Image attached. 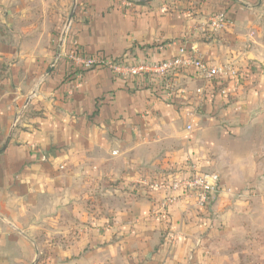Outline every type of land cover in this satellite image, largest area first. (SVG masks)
<instances>
[{"label":"crops","instance_id":"0c3cea01","mask_svg":"<svg viewBox=\"0 0 264 264\" xmlns=\"http://www.w3.org/2000/svg\"><path fill=\"white\" fill-rule=\"evenodd\" d=\"M122 1L0 0V264H264V0ZM181 45L238 75L168 99L68 57ZM194 171L219 177L204 207L144 183Z\"/></svg>","mask_w":264,"mask_h":264},{"label":"built area","instance_id":"2783aa9c","mask_svg":"<svg viewBox=\"0 0 264 264\" xmlns=\"http://www.w3.org/2000/svg\"><path fill=\"white\" fill-rule=\"evenodd\" d=\"M134 4L135 0H123L121 3L125 8H131ZM209 25L207 37L212 38L218 32L225 30L230 25V22L226 14L220 12L210 17ZM68 26L69 24L66 26L65 31H67ZM196 53H198L197 49H188L186 46L181 45L174 56L163 60L145 58L130 61L123 58L86 56L78 49L70 52L68 57L78 71L104 67L110 69L114 76L123 80H137L151 88H156L159 84L168 99L173 97L174 91V83L171 78L178 72L189 69L194 70L195 75L206 84L220 82L228 73L238 75V69L231 66V63L223 67H217L208 63L201 55ZM222 92H225V89ZM197 93L200 97H204V88H199ZM18 119L19 116L16 120ZM192 128V124L187 125L188 130ZM218 179L217 174H199L194 171L189 177L185 178L144 183L151 189H170L179 191L183 195H195L197 204L200 207H204L208 203L210 194L217 189ZM174 199L172 197L170 200L174 201Z\"/></svg>","mask_w":264,"mask_h":264},{"label":"water","instance_id":"95a60500","mask_svg":"<svg viewBox=\"0 0 264 264\" xmlns=\"http://www.w3.org/2000/svg\"><path fill=\"white\" fill-rule=\"evenodd\" d=\"M76 4H77V3H76V1H75V2H74V6H73L74 9H75V7H76ZM74 9H73V11H72L71 14H70L69 19H72V17H73V13H74Z\"/></svg>","mask_w":264,"mask_h":264}]
</instances>
